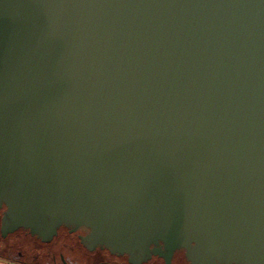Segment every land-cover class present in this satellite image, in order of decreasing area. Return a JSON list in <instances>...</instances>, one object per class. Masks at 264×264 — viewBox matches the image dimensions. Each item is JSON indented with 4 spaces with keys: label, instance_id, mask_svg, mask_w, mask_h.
<instances>
[{
    "label": "water",
    "instance_id": "1",
    "mask_svg": "<svg viewBox=\"0 0 264 264\" xmlns=\"http://www.w3.org/2000/svg\"><path fill=\"white\" fill-rule=\"evenodd\" d=\"M1 207V237L264 264V0H0Z\"/></svg>",
    "mask_w": 264,
    "mask_h": 264
},
{
    "label": "rangeland",
    "instance_id": "2",
    "mask_svg": "<svg viewBox=\"0 0 264 264\" xmlns=\"http://www.w3.org/2000/svg\"><path fill=\"white\" fill-rule=\"evenodd\" d=\"M12 239H15L13 251L10 253L13 258L45 264L48 258L50 259L51 256H55L57 261L61 258H65L69 264H82L78 258L77 260L75 258H70V244L74 242L76 238H74L73 235L67 234L65 231H58L49 246L44 245L38 238L25 235L22 232L14 233ZM8 240L9 238L3 239L0 237V246L3 247ZM109 255L110 254H106V256H103L104 261L105 259L109 261H123L118 258H110ZM111 264L117 263L112 262ZM147 264H163V262L160 259L153 258ZM171 264L186 263L182 256L177 255L173 258Z\"/></svg>",
    "mask_w": 264,
    "mask_h": 264
},
{
    "label": "flooded vegetation",
    "instance_id": "3",
    "mask_svg": "<svg viewBox=\"0 0 264 264\" xmlns=\"http://www.w3.org/2000/svg\"><path fill=\"white\" fill-rule=\"evenodd\" d=\"M5 208L4 207H1L0 208V221H1V217L3 215V212H4ZM58 231H65L67 234L69 235H72L74 234L76 238V240H74V242H72L70 244V258L73 259L75 258L77 260V258L82 262V264H98L100 262H114V263H117V264H128L127 263V257L124 255V256H116V255H111L107 249L105 248H99V247H96L94 248L92 251H88L79 241V235H83L85 234V230L84 229H81L79 228L78 230H76L75 232H69V229L66 228V227H60ZM15 232H12V233H8L6 236L4 237H1L3 239H7L9 238V240L7 241L6 244L2 246H0V257H4V258H13L10 253L13 251V248H14V242H15V239H12L13 238V235H14ZM25 235H30L26 230H23V232ZM106 254H110L109 257L111 258H118V259H122L123 261H109L107 259H103V256H106ZM101 257V258H100ZM152 258H157V257H152ZM151 258V259H152ZM150 259V260H151ZM160 259V258H159ZM34 264H40V263H36V262H33ZM45 264H69V262L64 258H61L60 260H56L55 256H51V258L49 259L48 258V261L47 263L45 262ZM76 264V263H75Z\"/></svg>",
    "mask_w": 264,
    "mask_h": 264
},
{
    "label": "crops",
    "instance_id": "4",
    "mask_svg": "<svg viewBox=\"0 0 264 264\" xmlns=\"http://www.w3.org/2000/svg\"><path fill=\"white\" fill-rule=\"evenodd\" d=\"M0 264H34L31 261H23L16 258L0 257ZM98 264H111L110 262H100Z\"/></svg>",
    "mask_w": 264,
    "mask_h": 264
},
{
    "label": "trees",
    "instance_id": "5",
    "mask_svg": "<svg viewBox=\"0 0 264 264\" xmlns=\"http://www.w3.org/2000/svg\"><path fill=\"white\" fill-rule=\"evenodd\" d=\"M177 254H181V253H176L175 256H176ZM175 256H174V257H175ZM181 256H182V254H181Z\"/></svg>",
    "mask_w": 264,
    "mask_h": 264
}]
</instances>
